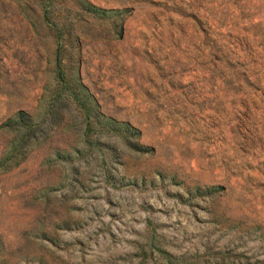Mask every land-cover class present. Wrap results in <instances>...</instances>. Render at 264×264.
<instances>
[{"label": "rangeland", "instance_id": "374dc122", "mask_svg": "<svg viewBox=\"0 0 264 264\" xmlns=\"http://www.w3.org/2000/svg\"><path fill=\"white\" fill-rule=\"evenodd\" d=\"M0 264H264V0H0Z\"/></svg>", "mask_w": 264, "mask_h": 264}]
</instances>
